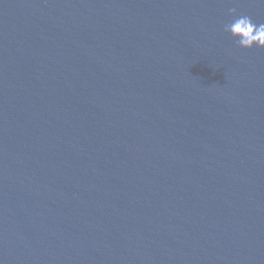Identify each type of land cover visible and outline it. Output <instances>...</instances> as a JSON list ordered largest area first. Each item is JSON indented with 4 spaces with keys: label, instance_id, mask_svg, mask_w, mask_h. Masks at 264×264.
<instances>
[{
    "label": "water",
    "instance_id": "95a60500",
    "mask_svg": "<svg viewBox=\"0 0 264 264\" xmlns=\"http://www.w3.org/2000/svg\"><path fill=\"white\" fill-rule=\"evenodd\" d=\"M264 0H0V264H264Z\"/></svg>",
    "mask_w": 264,
    "mask_h": 264
},
{
    "label": "clouds",
    "instance_id": "9594fccd",
    "mask_svg": "<svg viewBox=\"0 0 264 264\" xmlns=\"http://www.w3.org/2000/svg\"><path fill=\"white\" fill-rule=\"evenodd\" d=\"M229 16L232 19L223 24V32L237 48L264 50V23H256L248 15H237L235 9L229 10Z\"/></svg>",
    "mask_w": 264,
    "mask_h": 264
}]
</instances>
